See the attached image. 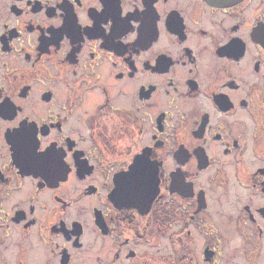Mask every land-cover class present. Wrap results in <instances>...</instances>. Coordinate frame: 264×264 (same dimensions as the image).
I'll use <instances>...</instances> for the list:
<instances>
[{
  "label": "flooded vegetation",
  "instance_id": "1",
  "mask_svg": "<svg viewBox=\"0 0 264 264\" xmlns=\"http://www.w3.org/2000/svg\"><path fill=\"white\" fill-rule=\"evenodd\" d=\"M0 264H264V0H0Z\"/></svg>",
  "mask_w": 264,
  "mask_h": 264
},
{
  "label": "water",
  "instance_id": "2",
  "mask_svg": "<svg viewBox=\"0 0 264 264\" xmlns=\"http://www.w3.org/2000/svg\"><path fill=\"white\" fill-rule=\"evenodd\" d=\"M219 2H227V1H232V0H217Z\"/></svg>",
  "mask_w": 264,
  "mask_h": 264
}]
</instances>
